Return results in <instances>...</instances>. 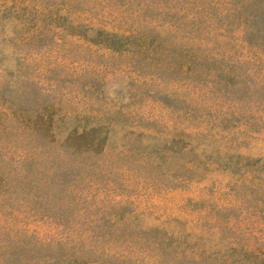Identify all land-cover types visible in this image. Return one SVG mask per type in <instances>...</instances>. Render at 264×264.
<instances>
[{
	"label": "rangeland",
	"instance_id": "rangeland-1",
	"mask_svg": "<svg viewBox=\"0 0 264 264\" xmlns=\"http://www.w3.org/2000/svg\"><path fill=\"white\" fill-rule=\"evenodd\" d=\"M0 264H264V0H0Z\"/></svg>",
	"mask_w": 264,
	"mask_h": 264
}]
</instances>
